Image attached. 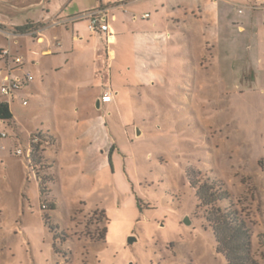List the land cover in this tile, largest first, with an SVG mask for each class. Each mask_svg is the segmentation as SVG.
Returning <instances> with one entry per match:
<instances>
[{"label":"rangeland","instance_id":"rangeland-1","mask_svg":"<svg viewBox=\"0 0 264 264\" xmlns=\"http://www.w3.org/2000/svg\"><path fill=\"white\" fill-rule=\"evenodd\" d=\"M81 1L69 10L82 8ZM229 1L243 7L244 19L232 22L248 25L239 34L243 47H202L199 24L190 25L191 38L179 30L180 47H135L125 57L135 75L125 85L114 79L119 94L100 111L88 101V116L76 112L58 73L40 83L31 68L39 45L25 38L24 47L13 46L38 92L14 95L16 126H0L7 134L0 139V264H226L196 207L189 169L225 183L230 204L252 231V258L264 264L256 238L264 233V9L253 11L257 0ZM201 6V0H152L142 7L166 33L167 16L190 14L186 8L199 15ZM203 6L216 9L209 0ZM32 11L0 2V25L24 22ZM7 38L0 27V46ZM46 129L59 143L42 144L35 158L43 167L33 169L30 141ZM50 157L57 160L51 169ZM35 171L53 179L47 194H40Z\"/></svg>","mask_w":264,"mask_h":264},{"label":"crops","instance_id":"crops-1","mask_svg":"<svg viewBox=\"0 0 264 264\" xmlns=\"http://www.w3.org/2000/svg\"><path fill=\"white\" fill-rule=\"evenodd\" d=\"M73 1L75 0H17L15 5H9L5 0H0L5 5L21 11L33 10L32 14L26 15L24 22L0 25L2 31L8 35L7 42H10L0 46V50L6 49L11 55L18 57L13 52L15 50L13 46L24 47L25 38L34 41L39 45L40 56L36 61L31 62V68L37 70L41 79L40 83L45 85L46 82H52L50 81L52 74L58 73L59 85L66 88L69 95L75 98L76 112H82L86 116L90 115L87 108L88 101L95 100L96 104L98 103V111L107 105L99 101L106 87L112 90L114 97L119 94L113 86L115 78L117 83L125 85L127 79L135 75L136 65L132 62L133 60L131 59L128 63L125 59L135 47H180L183 42L180 40L179 30H182L183 35L191 38V24L203 26L202 47H243L239 42V34L244 35L248 27L247 24L246 27L244 24L236 26L235 23L244 19L240 16L243 7L229 0H225L226 2L209 0L216 7L209 13L203 6L206 0H201L202 6L197 8L199 15L194 12V8H186L191 11L190 14L175 18L167 16L166 27L169 25L171 28L167 27L166 33L164 30L161 33L157 30L163 22L156 17L153 18L152 14L147 13L145 7H142L152 0H82L81 3L87 2V4L83 6L80 3L82 8L78 9L77 6L74 11L69 10ZM154 3L156 6V1ZM161 7H164L163 3ZM222 9L227 10L226 14L222 13ZM255 9L252 10L256 12L264 8L259 6ZM94 10L102 11L101 19L107 23L112 34L109 38L100 33L89 32L88 24L81 23L83 19H77L80 14H76V11ZM138 15L141 20L138 19ZM145 15L148 17L143 18ZM233 21L236 22L232 23ZM227 27L230 30L237 27V35H232L231 31L226 29ZM19 29L27 30L20 32ZM207 29H210L209 33ZM3 69L4 63L0 62V73ZM21 73L29 75L30 79L20 91L21 93L16 94L23 96L24 93L30 95L37 93L38 91L32 86L34 78L26 64H21ZM40 89L44 91L43 88ZM3 100L10 109L14 97L11 100ZM13 120L9 124H0V126L15 127ZM43 132L57 137L49 129ZM58 143L59 139L57 146ZM50 158L56 160L54 157Z\"/></svg>","mask_w":264,"mask_h":264},{"label":"trees","instance_id":"trees-1","mask_svg":"<svg viewBox=\"0 0 264 264\" xmlns=\"http://www.w3.org/2000/svg\"><path fill=\"white\" fill-rule=\"evenodd\" d=\"M23 30L27 29H19L20 32ZM3 99L7 98L0 95V124H9L12 122L13 116L8 104ZM57 142V137L48 132L39 131L33 135L28 155L29 159L31 154L30 164L33 169L43 167L41 158H35V154L42 144L57 145ZM50 161H52V166L49 169L56 164L54 159ZM34 174L40 194H47V185L52 184L53 179L49 175H40L38 171H35ZM211 174L189 169L187 170V180L194 193L196 207L202 211L203 219L214 236L216 252L224 258L226 264H258L251 255L252 231L248 222L230 204L232 194L226 188L225 183L219 178L211 179ZM226 203L229 205L222 208V205ZM42 209L45 210V205L42 206ZM48 210H54V205L50 204ZM43 220L52 232L57 229L55 225H51L48 215H44ZM56 237L55 235L54 238ZM256 238L258 245L264 249V233H258Z\"/></svg>","mask_w":264,"mask_h":264},{"label":"built area","instance_id":"built-area-1","mask_svg":"<svg viewBox=\"0 0 264 264\" xmlns=\"http://www.w3.org/2000/svg\"><path fill=\"white\" fill-rule=\"evenodd\" d=\"M260 3V7L264 8V0H257ZM101 12L99 10L89 11L80 15L77 19H85L88 21V30L91 33H100L108 36L112 35L107 23L101 19ZM148 15L143 16L147 18ZM0 62L4 63V69L0 73V95L11 100L14 95L25 87L29 82V75L21 73L22 61L19 57L11 55L6 50H0ZM114 98V93L109 87H106L100 97L99 101L101 104H108ZM27 101H22V106H26ZM7 134L4 131H0V139L6 138ZM26 153V152H25ZM16 155H20L21 151L18 149L15 151ZM29 155V152H27Z\"/></svg>","mask_w":264,"mask_h":264},{"label":"water","instance_id":"water-1","mask_svg":"<svg viewBox=\"0 0 264 264\" xmlns=\"http://www.w3.org/2000/svg\"><path fill=\"white\" fill-rule=\"evenodd\" d=\"M97 102H99V101H97ZM97 107H98V103H97ZM184 223H185V225H190V223H189V221H188L187 218L184 220ZM130 239H131V238H129V240H130Z\"/></svg>","mask_w":264,"mask_h":264}]
</instances>
